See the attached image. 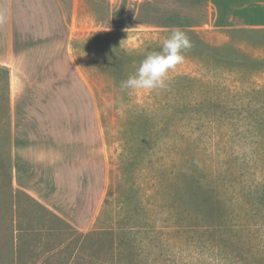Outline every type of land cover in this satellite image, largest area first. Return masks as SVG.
Instances as JSON below:
<instances>
[{"label": "rangeland", "instance_id": "374dc122", "mask_svg": "<svg viewBox=\"0 0 264 264\" xmlns=\"http://www.w3.org/2000/svg\"><path fill=\"white\" fill-rule=\"evenodd\" d=\"M118 2L80 0L72 41L68 85L87 92L83 118L103 124L108 159L92 226L76 227L14 183L0 67V264H264V29H113ZM173 28L192 46L165 86L122 87Z\"/></svg>", "mask_w": 264, "mask_h": 264}, {"label": "crops", "instance_id": "0c3cea01", "mask_svg": "<svg viewBox=\"0 0 264 264\" xmlns=\"http://www.w3.org/2000/svg\"><path fill=\"white\" fill-rule=\"evenodd\" d=\"M79 5L80 0H0V63L10 71L14 183L86 229L102 208L108 159L103 124L83 118L87 92L68 85L72 41L81 28ZM114 11L113 29H264V0H119Z\"/></svg>", "mask_w": 264, "mask_h": 264}, {"label": "clouds", "instance_id": "9594fccd", "mask_svg": "<svg viewBox=\"0 0 264 264\" xmlns=\"http://www.w3.org/2000/svg\"><path fill=\"white\" fill-rule=\"evenodd\" d=\"M5 22L0 17V23ZM192 46L187 33L173 28L165 38L159 52L150 53L140 63L134 75L123 82L122 87L151 91L165 86L170 70L185 60V53Z\"/></svg>", "mask_w": 264, "mask_h": 264}, {"label": "trees", "instance_id": "16d2710c", "mask_svg": "<svg viewBox=\"0 0 264 264\" xmlns=\"http://www.w3.org/2000/svg\"><path fill=\"white\" fill-rule=\"evenodd\" d=\"M93 38L99 40V38L100 39L104 38V35H100V37H93ZM104 45H105V43H104ZM112 55L114 56V57H112L113 63H115L117 68H122V66L124 64H122L123 59H122L121 55L119 54V52H113ZM0 67H2V69L5 70V72L7 74V79L9 80V83H10V71L5 66H0ZM196 202H197V204H199V206L201 205V203L205 204V202H202L199 198L196 199Z\"/></svg>", "mask_w": 264, "mask_h": 264}]
</instances>
